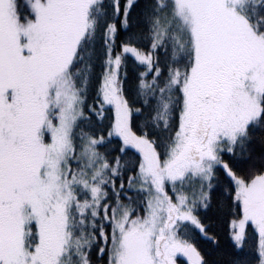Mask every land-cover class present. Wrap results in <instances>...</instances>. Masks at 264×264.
Here are the masks:
<instances>
[{"label":"snow or ice","instance_id":"6c2138e0","mask_svg":"<svg viewBox=\"0 0 264 264\" xmlns=\"http://www.w3.org/2000/svg\"><path fill=\"white\" fill-rule=\"evenodd\" d=\"M0 264H264V0H0Z\"/></svg>","mask_w":264,"mask_h":264},{"label":"trees","instance_id":"16d2710c","mask_svg":"<svg viewBox=\"0 0 264 264\" xmlns=\"http://www.w3.org/2000/svg\"><path fill=\"white\" fill-rule=\"evenodd\" d=\"M228 228L229 225L226 221L222 220L218 225H217V229L219 231V234L222 238H224L225 240H227V236H228Z\"/></svg>","mask_w":264,"mask_h":264}]
</instances>
